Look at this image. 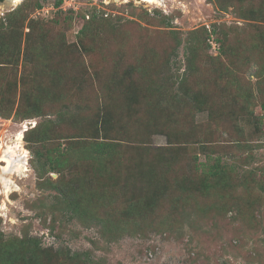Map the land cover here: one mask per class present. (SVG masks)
<instances>
[{
    "label": "rangeland",
    "instance_id": "374dc122",
    "mask_svg": "<svg viewBox=\"0 0 264 264\" xmlns=\"http://www.w3.org/2000/svg\"><path fill=\"white\" fill-rule=\"evenodd\" d=\"M56 1L0 11V264H264V0Z\"/></svg>",
    "mask_w": 264,
    "mask_h": 264
},
{
    "label": "trees",
    "instance_id": "16d2710c",
    "mask_svg": "<svg viewBox=\"0 0 264 264\" xmlns=\"http://www.w3.org/2000/svg\"><path fill=\"white\" fill-rule=\"evenodd\" d=\"M62 2H63L62 0H57L55 2V4L57 6H60L62 4ZM7 16H10V13H8ZM85 18H86V20H88L87 23H84L82 25V27L80 28V30L78 31V34L81 38L90 36L93 31L97 30L98 25L100 24L98 18H96L95 15H91V17H90L88 14H85ZM7 28H8V26H5L4 23L0 20V36H2L3 31H6ZM217 39H219V38H217ZM222 50L223 49H222V42H221V44L219 45V52H222ZM192 54H193V52H191V55ZM246 101H248L250 103L249 98ZM205 103H206V101H205ZM261 107H264V105L261 104ZM33 116H36V114ZM31 130H33V129H31ZM26 135L27 134L25 133V135H24L25 140H27ZM114 146H115L114 143H110L107 141H99L98 142V148L100 149V151H105L107 149H111ZM206 160L207 161H205L204 163L201 164L202 165L201 167L202 168H205V167L208 168L207 173H208V176H210L212 178V180L215 179L216 177H218L220 174H223L225 172L224 169L219 166L218 160L214 159V161H212L211 163H208V160H209L208 158ZM49 161H52V159L49 158ZM207 185H209V184H207Z\"/></svg>",
    "mask_w": 264,
    "mask_h": 264
},
{
    "label": "bare ground",
    "instance_id": "6f19581e",
    "mask_svg": "<svg viewBox=\"0 0 264 264\" xmlns=\"http://www.w3.org/2000/svg\"><path fill=\"white\" fill-rule=\"evenodd\" d=\"M19 0H8L7 2H5V3H2V4H0V11L1 10H5L6 8H8V6H10V5H13V4H15V3H17ZM141 1H145V2H154L155 0H141ZM23 130H24V128H23ZM21 132H18L17 133V135H16V140H18V141H20V139H21ZM7 157V156H6ZM6 157H1L0 158V161H3V162H6V164L7 165H5V166H2V170H4V171H6V167L8 166V164H10L9 163V160L6 158ZM10 166V165H9ZM9 169V168H8ZM1 170V171H2ZM3 173V172H2ZM0 175H1V173H0ZM3 180H4V178H3ZM8 180V179H7ZM5 184V183H4Z\"/></svg>",
    "mask_w": 264,
    "mask_h": 264
},
{
    "label": "built area",
    "instance_id": "2783aa9c",
    "mask_svg": "<svg viewBox=\"0 0 264 264\" xmlns=\"http://www.w3.org/2000/svg\"><path fill=\"white\" fill-rule=\"evenodd\" d=\"M63 4H64V2H62V4L60 5V6H58V8H60L61 9V7L63 6ZM69 6V8H73L71 5H68ZM63 9H65V7H63ZM88 17V16H87Z\"/></svg>",
    "mask_w": 264,
    "mask_h": 264
},
{
    "label": "water",
    "instance_id": "95a60500",
    "mask_svg": "<svg viewBox=\"0 0 264 264\" xmlns=\"http://www.w3.org/2000/svg\"><path fill=\"white\" fill-rule=\"evenodd\" d=\"M8 0H0V3H2V2H7Z\"/></svg>",
    "mask_w": 264,
    "mask_h": 264
}]
</instances>
